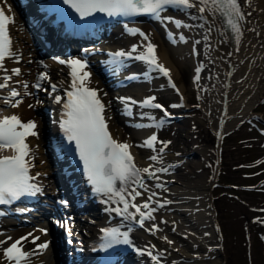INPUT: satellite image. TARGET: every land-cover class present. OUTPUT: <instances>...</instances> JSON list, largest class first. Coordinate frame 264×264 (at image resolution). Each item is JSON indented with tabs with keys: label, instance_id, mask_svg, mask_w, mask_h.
<instances>
[{
	"label": "bare ground",
	"instance_id": "bare-ground-1",
	"mask_svg": "<svg viewBox=\"0 0 264 264\" xmlns=\"http://www.w3.org/2000/svg\"><path fill=\"white\" fill-rule=\"evenodd\" d=\"M0 3L9 13L13 21L9 23L10 33L13 37L12 50L19 56V63L14 62V59H6L4 64L5 67L9 69V72L12 68L20 69L21 75L19 77L13 76V80L9 83L16 87L21 93L18 99H22L23 101L19 107L11 108L6 107L3 101L0 100V109H2V111H0V117L15 114L20 117L22 121L35 122V131L38 135L35 137H28L26 142L30 146L32 156H34V160H32V164L34 165V167H32L33 176L39 174L37 179L32 182L41 188L40 192L43 194L48 191V179L54 176L57 165L44 154L46 147V137H43V134H45V124L42 119V112L38 107L39 105L37 106L35 104L36 95L34 87H32V85L37 82V77L40 74V63L34 51V46L30 44L32 41L31 37L30 39L27 38L21 30V22L16 20L13 0H0ZM240 3L246 18L240 23L242 36L239 41H237L235 34L227 28V26L222 27L220 22L212 23V16L208 12L204 14L208 23H205L204 19L198 18L199 14L196 8L188 11H177V13L174 14L175 17L173 18L175 20H179L183 25L187 26L177 28L173 23L176 27V31L172 30L173 32L171 33L173 38L170 37L169 32L165 31L169 35L171 41H180L185 44V47L186 45L189 46L191 55L198 54L199 44L204 47L206 46V49H201L203 54L202 58L198 56L200 62L197 66H202L201 63L204 66L208 64L207 69L210 74L209 92L213 95H218L215 99L220 97V92L222 95L220 97L221 100H215V102L212 100L211 104H205L203 101L202 109L209 107V111L212 112L209 118L208 111H205L206 113L204 116H206L209 122H211V125H213V129L219 139L222 137L223 129L226 126L227 130L228 128H232L240 119L249 117L251 114L250 110L254 107L258 98L262 96L264 90V0H240ZM27 7H29V4H27ZM24 11L28 15L31 14L26 8ZM209 27H211V31H209ZM36 32V35L42 33L45 37L44 40L50 41L52 39L50 38L51 34L46 31V33L43 31L38 32L36 29ZM181 35L184 37V40H180ZM126 37H128V40H131L127 48L128 52L132 50V44L141 46L148 43V41L144 40L143 37L138 34ZM155 38V35L151 34L149 36L150 42L154 43L156 40ZM164 40L165 42H169L166 38H164ZM197 41L199 43H197ZM43 42L44 41L41 40L38 44H35L36 49L38 45L41 46L40 50L47 49ZM53 43L57 42L53 40ZM53 43H51V45H53ZM167 44L168 43H165V45L163 43L158 44V59L167 67L169 74L173 78H178V66L180 64L178 56H180V51L178 49L174 50L173 46L170 47L167 46ZM55 45L58 46L59 44ZM139 48L140 49L137 51L144 50L143 47ZM194 51H196V53ZM229 53H231V55H229ZM70 58L89 60L88 58H83L78 55L68 56L67 58L62 55H54L53 58L47 59V63L41 69L47 77H51L53 84L55 83V85H57V92H53L55 96L60 95L63 88L70 87L71 69L65 64H60L58 62L59 60L67 61ZM84 71H88L91 74L89 80L86 81L87 86L92 88H94L96 84L103 86L99 80L98 73L93 69L91 64H88V67L84 69ZM229 71L231 72L228 73ZM152 73L153 76L145 78L149 82L148 88H150V84H154L158 86V88H164L166 91L171 90L168 88L167 81L163 77L159 76L157 72L153 71ZM201 75H199L198 83L201 81ZM195 76H197V73ZM15 81H21L22 83L27 82L28 85H30L28 89L25 90L22 83L17 85ZM41 85L47 88L48 84H45V80H43ZM105 87L103 90L105 101L113 108L114 112V123L113 121L109 123L114 139L117 142H124L130 145L129 151L134 158V163L137 168L144 169L151 165L153 170L161 168L167 170L164 172H157L159 180L146 179L145 184L148 186L149 191L158 193V196L155 197L154 200H159L160 203L171 201V203L163 208H157L153 213L154 219L146 220L145 226L142 228L143 230H134L132 232L133 238L136 242L140 243L144 249L150 250L152 255L158 256L160 264H223L222 251L218 247L220 243L218 230L215 227L216 223L213 218L214 208L211 206L210 185L213 183V180L204 176L205 172L203 166L205 163L203 161L193 162L190 161L191 159H187L191 155H199L198 153L203 147L197 146L196 149L193 148L192 152L187 154V158L180 152L177 154L175 152L173 154H160L159 150L161 148H157L156 151H153V148L148 146L138 147V145L144 144V142L150 138L148 135L149 131L147 129L143 130L130 127V125H135L136 121L125 117L126 114H124L120 105L122 93H119L117 90L109 91ZM179 90L181 94H184L185 99H187L185 85H181ZM25 91L30 93V95H25ZM49 91L52 92L51 89H49ZM225 92H230L227 95V99L224 98ZM8 94L9 89L0 91V96H7ZM130 98L134 101H139L138 99ZM145 99L147 98L143 97L142 100L144 101ZM40 104H42V102H40ZM29 105H32V107H29ZM211 106L212 108H210ZM105 112L107 113V109ZM138 112H140V110ZM152 155H158V160H149V157ZM37 159L38 162L36 164L35 161H37ZM157 183L162 184L163 187H155ZM139 190L143 195L137 197L135 203L143 204L147 198L148 192H144L143 189ZM55 191L56 190L52 187V193H55ZM69 199L70 197H68V201ZM115 207H117V204L108 200L106 197L105 206L103 208L97 207V209H100L99 211L96 210L100 216L99 219H91L92 221L87 219L83 222L78 221V226L85 228L87 233L81 232V230L77 228V224L76 228L74 226L75 224L71 225V229L75 230L73 233L81 236L78 241L80 243L82 241L84 242V237L96 234L98 227L105 224L106 219L114 215V212L110 211V209ZM152 207L155 208L156 204L153 203ZM129 211L135 213V209H130ZM84 216V218H88V215L84 214ZM130 218L131 217L124 219ZM113 221L114 218L112 222ZM161 221H166V223H161ZM155 223H158L160 231L154 233L146 231V229L151 228ZM15 224V221L9 219L6 221L0 220V230L5 231L10 228V226H16ZM173 228H175V231H173ZM41 229H46V234L40 231ZM28 233H33V236L39 237V239L36 240L35 244H31L33 247L31 250L23 248L24 252L31 253L37 245L44 242L48 243L49 248L47 247V250H43L42 254L33 255L21 263L47 264L45 262L49 261L50 264H52L53 259L50 249L52 240L48 226L45 227L40 225L37 227L29 226L21 228L6 235H0V241H6L11 237L10 242L13 243L15 240L27 236ZM164 237H167V240H171L173 243L168 244ZM31 239L32 237H29L28 240L22 241V244L25 245L29 243ZM28 245L27 248L31 247L30 244ZM37 251L40 250L37 249ZM144 258L143 256V259ZM138 261L139 260H131L127 264H138ZM144 262L146 264V261ZM139 264H143L142 260L139 261Z\"/></svg>",
	"mask_w": 264,
	"mask_h": 264
},
{
	"label": "snow or ice",
	"instance_id": "snow-or-ice-1",
	"mask_svg": "<svg viewBox=\"0 0 264 264\" xmlns=\"http://www.w3.org/2000/svg\"><path fill=\"white\" fill-rule=\"evenodd\" d=\"M64 3L70 5L81 17L90 16L96 12L105 13L110 17L147 14L161 23H174L177 28L187 25H183L181 21L175 20L173 17L165 16L164 13L170 8L178 10L196 8L199 14L198 18L204 19L205 23H208V20L204 17L205 12H208L212 16V23L220 22L222 27L227 26L235 34L237 41L242 36L240 23L246 18L240 0H64ZM12 22L3 8H0V73H2L0 75V81H2L0 82V91L9 89V94L0 96V100L3 101L6 107L17 108L23 102L22 99H18L21 93L9 82L13 80V76L19 77L21 71L19 68H12L9 72L4 64L6 59H14V62L19 63V56L12 50V41L7 27ZM209 31H211V27H209ZM130 32L134 35L139 34L144 40L148 41L146 45H134L131 50L136 52L138 47H143V54L131 57V53L117 52L114 57H125L127 55L133 59L145 61L155 70L168 77L169 70L158 63L156 46L150 42L149 36L138 29H130ZM169 35L172 34L169 33ZM180 40H184L182 35ZM197 43L199 42L197 41ZM58 62L66 64L71 69L70 90L66 91L67 101L63 103L64 111L61 128L68 142L75 144L76 153L83 163V171L88 182L96 194L105 196L108 200L117 204V207L111 208L110 211L124 218L131 217L132 220L143 227L146 220L154 219L153 213L157 208H163L171 203V201L160 203L159 200H154L158 193L149 191L148 186L145 184L146 179L159 180L157 172L167 170L163 168L153 170L151 165L144 169L137 168L129 151L130 145L117 142L112 138L104 115L105 105L98 97L97 90L88 87L86 83L91 75L90 72L84 71L88 67L86 59L70 58L67 61L59 60ZM199 71L200 69H197L196 81L199 80ZM46 78V74L41 73L32 87L37 90H45L41 88V82ZM169 82L171 84V80ZM21 83V81H15L17 85ZM22 86L25 90L29 87L27 82H23ZM171 86L175 87L174 84H171ZM51 90L57 92V85H51ZM24 94L30 95L27 91ZM54 99L56 103L62 102L60 95H56ZM120 99L126 102L129 115H131L130 105L132 104L139 103L141 107L163 108L160 104L153 105L152 101L155 100V97H149L142 102L134 101L130 97ZM29 107H32V105H29ZM165 115H168L166 110ZM163 123V120L159 121V125H163ZM150 126L152 125H137V127ZM35 128L34 121H22L15 114L0 117V152L9 149L13 152L11 156H0V205L18 201L25 196H35L41 191V188L32 182L37 179L39 174L37 176L30 174V169L34 167L32 164L34 156H32L30 146L26 142L28 137L38 135ZM156 141L157 136L153 134L144 144L138 145V147L148 146L156 151L154 147ZM160 143L163 144V148L159 150L162 153L170 142L162 141ZM149 160L157 161L158 155L150 156ZM155 187L162 188L163 185L157 183ZM139 189L148 192L143 204L135 203L136 198L143 195ZM61 203L66 205L67 201H61ZM153 203L156 204L155 208L152 207ZM130 209H135V213L130 212ZM0 215H3V213H0ZM66 223L61 222V226L64 227ZM161 223H166V221H161ZM147 230L152 233L160 231L155 224ZM40 231L45 234L47 232L46 229ZM102 231L105 240L102 247L105 249L112 247L114 244L131 245L132 243L128 231L120 232L117 228H107L102 229ZM173 231H175V228H173ZM29 237H32L30 242L33 244L39 239V237L33 236V233H28L27 236L15 240L9 247L4 249L3 254L9 264H13V262L14 264H21L22 261L33 255H40L43 250L47 249L48 243L44 242L37 245L31 253L24 252L22 241L28 240ZM8 239H11V237ZM164 239L168 244L173 243V241L167 240V237H164ZM3 243H6V241H0V244ZM37 249L40 251H37ZM148 255L151 256L153 261L159 260V257L152 255L150 250Z\"/></svg>",
	"mask_w": 264,
	"mask_h": 264
},
{
	"label": "rangeland",
	"instance_id": "rangeland-1",
	"mask_svg": "<svg viewBox=\"0 0 264 264\" xmlns=\"http://www.w3.org/2000/svg\"><path fill=\"white\" fill-rule=\"evenodd\" d=\"M176 13L167 12L165 16L175 17L174 14ZM143 24L150 35H155L154 43L157 47L158 44L163 43L165 45L168 43L167 46H173L174 50L180 51V56H178L180 61L178 66L179 77L175 79L179 84L178 87L185 85L187 97L185 110H183L185 116L181 123L160 129L159 132L162 140H171L168 154L180 152L187 158V154H190L193 148L203 147L200 150L201 153H198L199 155H191L187 159H191L190 161L193 162L203 161L205 163L203 166L204 176L213 180L210 185L211 206L214 208V221L217 222L215 227L218 230L220 241L218 247L222 251L223 264H264V171L259 175L252 173V167L256 171L264 168L263 162H257L264 158V90L262 96L258 98L250 110L249 117L240 119L232 128L227 130L226 126L223 129V137L219 139L213 125L208 120L212 112L209 111V107L202 109V105L203 101L205 104H211L212 100L214 102L221 100L222 93L220 92V97L215 99L218 95L209 92L208 64L204 66L201 63V81L198 83L195 79L196 68L200 62L198 56L202 58L201 49H206V46L199 44L198 54L191 55L189 46L186 45L185 47V44L180 41L163 42L162 37L151 23L145 21ZM20 25L22 32L28 38L27 27L25 28L22 22ZM165 25L176 31L173 23ZM127 39L118 37L112 42L120 47H127L130 43ZM157 53L159 56V52ZM37 59L40 63L38 57ZM95 87L100 88L101 86L96 84ZM151 90L154 91L150 87L142 95L146 92L147 94L151 93ZM159 90H162L159 94L166 106L172 104L174 100L180 102L173 98L175 94L171 90L166 91L164 88ZM229 93L225 92L224 98L227 99ZM38 101L35 100L36 105H38ZM205 111H208V118L204 116ZM109 113L112 115L111 111ZM113 120L114 118L111 117V121ZM199 157L203 158L200 159ZM253 163H258V165L252 166ZM48 181L49 188L47 190H50V179ZM1 250L0 248V264H2ZM45 263L50 264L49 261Z\"/></svg>",
	"mask_w": 264,
	"mask_h": 264
}]
</instances>
